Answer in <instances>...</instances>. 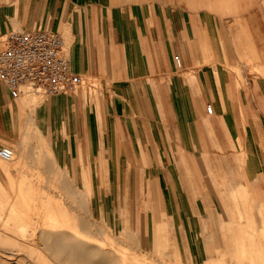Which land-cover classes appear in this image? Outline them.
Wrapping results in <instances>:
<instances>
[{"label":"crops","instance_id":"obj_1","mask_svg":"<svg viewBox=\"0 0 264 264\" xmlns=\"http://www.w3.org/2000/svg\"><path fill=\"white\" fill-rule=\"evenodd\" d=\"M42 28L85 83L13 96L0 78V206L32 237L0 235V264H36L30 246L90 264L78 234L264 264V0H0V34Z\"/></svg>","mask_w":264,"mask_h":264},{"label":"built area","instance_id":"obj_2","mask_svg":"<svg viewBox=\"0 0 264 264\" xmlns=\"http://www.w3.org/2000/svg\"><path fill=\"white\" fill-rule=\"evenodd\" d=\"M64 45L60 32L44 28L0 34V78L11 94L18 96L23 88L44 94L68 93L84 84L62 55ZM174 61L177 67L181 65L178 55ZM206 111L211 112L212 106L207 104ZM11 157V148L0 145V158Z\"/></svg>","mask_w":264,"mask_h":264},{"label":"rangeland","instance_id":"obj_3","mask_svg":"<svg viewBox=\"0 0 264 264\" xmlns=\"http://www.w3.org/2000/svg\"><path fill=\"white\" fill-rule=\"evenodd\" d=\"M43 93V92H42ZM1 161V160H0ZM5 206H0V229L3 230V233H0L2 237L9 238V235L11 233H14L15 235H18L19 237H27L28 229H18L14 231L11 227L13 222H16L17 219L12 216H7L5 214ZM34 217H30V226L28 228H31L33 225ZM47 227H63V223L59 222L58 220L55 221V219H62V217L58 216H47ZM51 224V225H50ZM55 225V227H54ZM80 239V243L86 245L88 244H96L100 249H90L86 247H79L77 250L79 252V257L81 259H84V261L89 260L90 264H169V263H163L161 261L155 260L152 257H150L147 253H143L140 249L136 248H129V247H120L116 244L114 241V238L110 235L102 236L98 235L99 237L97 239H88L82 234H78ZM31 240V233L28 235ZM36 237H34V240ZM38 242V240H36ZM90 245V246H91ZM38 248H34L30 246L29 249H24L28 252L27 255L32 259L35 260L37 263V255H38ZM22 250V249H21ZM5 254H9L4 252ZM48 254V250H47ZM44 264H59L57 262H54L53 259H50L48 255L43 258ZM43 264V261L41 262ZM84 264V262L82 263ZM173 264H180V263H173Z\"/></svg>","mask_w":264,"mask_h":264},{"label":"bare ground","instance_id":"obj_4","mask_svg":"<svg viewBox=\"0 0 264 264\" xmlns=\"http://www.w3.org/2000/svg\"><path fill=\"white\" fill-rule=\"evenodd\" d=\"M51 225V224H50ZM55 226V225H54ZM53 228V227H52ZM58 229H59V227H58Z\"/></svg>","mask_w":264,"mask_h":264}]
</instances>
